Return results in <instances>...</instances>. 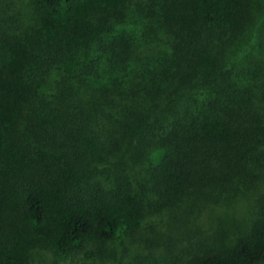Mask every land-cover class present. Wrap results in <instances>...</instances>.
Masks as SVG:
<instances>
[{"label": "trees", "instance_id": "obj_1", "mask_svg": "<svg viewBox=\"0 0 264 264\" xmlns=\"http://www.w3.org/2000/svg\"><path fill=\"white\" fill-rule=\"evenodd\" d=\"M81 251L264 263V0H0V264Z\"/></svg>", "mask_w": 264, "mask_h": 264}, {"label": "rangeland", "instance_id": "obj_2", "mask_svg": "<svg viewBox=\"0 0 264 264\" xmlns=\"http://www.w3.org/2000/svg\"><path fill=\"white\" fill-rule=\"evenodd\" d=\"M238 209H239L238 213H237L238 217L243 220V218L246 216V214L244 213L245 208H244V206H242V207H238ZM238 217H237V219H238ZM205 221H207V220H205ZM205 232L209 233L208 230H206ZM188 241L189 240H184V242L179 243V246H180L179 253H178V251L176 252L178 254V256H179V254H182V253H185L186 251L191 250L190 248L186 247ZM157 256H159L158 252L155 253L156 260L154 261V264H171V260L167 256H166V261L162 260V258L158 259ZM33 262H34V264H41V262L38 258H35ZM57 264H117V263H111L109 261H105L104 263L99 262L97 260L92 259V257L91 258L85 257L81 251L80 253L78 252L76 254L71 255L70 257H68L65 260L59 259ZM262 264H264V263H262Z\"/></svg>", "mask_w": 264, "mask_h": 264}]
</instances>
